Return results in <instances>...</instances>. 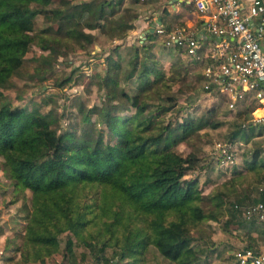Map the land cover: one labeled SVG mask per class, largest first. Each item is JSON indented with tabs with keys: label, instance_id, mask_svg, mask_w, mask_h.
<instances>
[{
	"label": "trees",
	"instance_id": "obj_1",
	"mask_svg": "<svg viewBox=\"0 0 264 264\" xmlns=\"http://www.w3.org/2000/svg\"><path fill=\"white\" fill-rule=\"evenodd\" d=\"M120 1L59 0L58 4L48 5L50 0H0V164L14 189H28L32 195L22 232L24 246L31 251L20 250L19 255L41 259V251L56 248V232L64 229L91 245L95 239L80 236V231L99 219L105 229L114 233L113 243L119 245L116 258H128L131 264H147L144 252L152 244L161 256L176 264H207V260L200 261L190 244V226L205 216L197 201L216 198L213 204L222 207L224 193L234 192V182L224 188L220 182L202 191L195 176H184L192 165L189 153L181 155L172 148L192 127L193 119L181 120L166 130L164 123L154 120L156 110L149 109L151 100L147 97L161 98L159 90L171 83L168 75L175 68L168 64L165 72L154 57L150 44L156 39L154 30H146L138 46L131 44L122 69L118 44H113L106 52L104 71L96 79L102 91L101 103L84 107L79 104L85 109L82 119L99 117L105 134L104 129L93 135L65 127L57 130L53 126L55 115L49 109H26L12 104L2 91L9 76L22 65L23 55L38 31L51 30L54 34L38 44L39 50L47 54L55 50L51 40L91 42V30L95 28L111 37L121 35L131 23L123 22V12L114 14V6ZM123 11H129V17L134 15L131 8L124 7ZM37 12L51 18L54 27L49 24L34 31ZM173 51L183 53L178 47ZM65 80L67 76L62 81ZM125 84L133 86L128 90ZM118 102H125V108H119ZM253 103L250 102L249 109ZM216 124L217 121L211 123ZM246 124L245 130L253 127V123ZM175 127L180 128L179 134L172 131ZM242 135L247 136L245 132ZM257 154L258 150L253 148L248 170L264 168V161L256 164ZM85 183L100 185L99 201L86 202L77 194V188H83ZM262 192L248 202L263 200ZM244 195L237 194L231 207ZM168 213L170 217H166ZM246 223L247 234L250 227L257 230L259 226L257 220ZM99 231L96 229L95 233ZM247 239L246 245L254 248L253 239ZM71 242L67 235L63 264H76L67 259ZM113 263L111 258L110 264Z\"/></svg>",
	"mask_w": 264,
	"mask_h": 264
},
{
	"label": "rangeland",
	"instance_id": "obj_2",
	"mask_svg": "<svg viewBox=\"0 0 264 264\" xmlns=\"http://www.w3.org/2000/svg\"><path fill=\"white\" fill-rule=\"evenodd\" d=\"M58 2L59 0H50L48 5ZM147 2L146 8L145 0H121L115 4L114 14L123 12L125 15L123 22L131 23L121 35L111 37L108 32L95 28L91 30L94 33L93 40L86 43H81V40L82 45L71 41L59 43L51 40L55 50L49 54L40 51L38 44L52 38L54 34L51 30L39 32L38 29L46 28L49 24L54 27L55 24L51 18L37 12L34 15L33 29L38 32L23 55L22 65L9 76L6 87L2 88L4 95L12 104L25 106L26 109L37 108L43 111L49 109L50 114L55 115L53 126L57 130L65 127L76 133L86 130L93 135L103 132L104 129L105 134V128L99 117H95L94 120L82 119L85 109L79 104L84 107L101 103L102 91L98 88L96 79L104 71L105 55L113 44H118L120 69L126 66L131 44L138 46L140 41L137 32H132L133 22L142 12L145 10L149 12L156 4L155 0H147ZM124 7L131 8L134 11L131 13L134 15L129 17L130 12L123 11ZM150 44L154 57L161 63L165 72L168 64L175 66L168 75V83H171L166 84V89L159 90L161 93L158 94H161V98L158 94L157 98L147 97L151 100L149 109L156 110L154 120L159 124L164 123L166 130L181 120L193 119L192 127L184 134L181 141L172 146L179 154L190 155L192 165L184 176H195L202 191L220 182L223 188L229 183L233 185L234 182V192L224 193L225 202L222 207L218 208L213 204L216 198L203 197L197 201L204 210L205 216L190 226V244L200 261L207 260V264H235L233 252L248 240L249 235L245 232L246 222L252 218H246L238 209H233L230 202L242 192L245 195L240 202L250 201L251 197L257 196L261 191H263L261 195L264 196V168L256 166L255 169H247L253 148L258 150L256 164L264 161V122L258 121L251 129L245 130L242 122L251 123V112L248 110L239 114L236 108H227L220 93L204 91L201 67L196 61L185 54L173 51L174 48L162 45V41L157 36ZM44 54L46 56H43ZM66 76L68 80L62 81ZM59 81L62 83L58 84ZM130 86L133 85H124L128 90ZM243 101L245 102L242 104L246 107L242 110L249 109V102L252 100L246 98ZM124 103L118 102V107L125 108ZM239 104L240 102L237 101V106ZM214 121H217V124L211 125ZM172 131L179 134L180 128H172ZM243 132L247 134L246 138L243 137ZM216 142L232 144L233 156L224 165L216 161ZM98 187L93 183H85L83 188L82 186L77 188V194L86 202L99 201ZM31 196L28 189L16 190L12 187L0 164V264H63L66 260L67 235L72 241L71 254L67 255L70 262L110 264V259L113 258V264H131L128 258H116L119 245L113 243L114 233L105 229L104 223L99 219L89 222L80 231V236L95 239L91 245L84 244L78 236L64 229L56 232V248L50 252L41 251V259L34 255L29 256L33 259L20 257V250L31 251L30 247L24 246L22 235L26 216L30 210ZM108 199H111L110 195ZM95 209L99 211L98 207ZM127 212L128 210L124 212V218ZM103 217L108 218L107 215ZM166 217H170V214L168 213ZM96 229L100 231L95 233ZM145 250L144 257L149 262L147 264H176L161 256L152 244H148Z\"/></svg>",
	"mask_w": 264,
	"mask_h": 264
},
{
	"label": "built area",
	"instance_id": "obj_3",
	"mask_svg": "<svg viewBox=\"0 0 264 264\" xmlns=\"http://www.w3.org/2000/svg\"><path fill=\"white\" fill-rule=\"evenodd\" d=\"M195 9L206 16L205 25L213 33L223 36L210 48L211 60L201 67L202 88L224 97L227 108H240L245 98L252 99L251 123L264 122V23L255 29L248 23L250 16L264 11L262 0H250L241 7L239 0H191ZM153 30L163 34L164 46L178 47L188 57L197 58L200 43L192 30L184 27ZM233 37V41H230ZM226 47L228 48L226 50ZM261 108L259 112H255ZM243 126H247L242 122ZM216 161L224 165L232 158V144L216 142ZM246 218L256 219L264 227V202H233ZM235 264H264V243L260 248L241 246L233 252Z\"/></svg>",
	"mask_w": 264,
	"mask_h": 264
},
{
	"label": "crops",
	"instance_id": "obj_4",
	"mask_svg": "<svg viewBox=\"0 0 264 264\" xmlns=\"http://www.w3.org/2000/svg\"><path fill=\"white\" fill-rule=\"evenodd\" d=\"M145 1L146 3L144 4V7L146 8L148 2L147 0ZM239 1L243 10H245V7L250 2V0H239ZM262 1L264 3V0ZM155 2L156 4L153 9L150 8L149 12L145 10L146 12L145 11L142 12L139 18H137L133 22L134 28L132 32L133 31L137 32V35L140 37L141 40V38L143 37L142 33L144 34L146 30H153L155 25H160L164 29L184 27L188 30H192L200 43V47L197 51L198 57L197 58L189 57V58L196 61L200 67H202V65H204L205 63L209 62L211 60L210 48L214 45L215 42L219 40L223 41L224 38L221 35L211 33L207 29L205 25L206 16L195 9L191 0H155ZM248 23L254 29L259 24L264 23V11H262L258 15L250 16L248 19ZM150 27H152V29H150ZM156 36L157 38H159L160 41H162L163 34L156 33ZM230 41H233V37H230ZM168 47L174 48L170 46ZM227 49L228 48L226 47V50ZM182 54L185 53L183 52ZM243 102L245 101H241L240 108L239 109L237 108V110H242L244 109V107H246V105L242 104ZM262 201L264 202V198ZM253 219L254 218L250 220ZM254 221H256V219H254ZM257 225H259L257 227V230L252 227L248 229L249 238L250 239L252 238L253 239L252 241H254V245H255L254 249L260 248L264 243V237L262 238V236L264 235V227L260 223ZM242 246H248V245H246L245 242L244 245ZM234 263H235V259H234Z\"/></svg>",
	"mask_w": 264,
	"mask_h": 264
},
{
	"label": "bare ground",
	"instance_id": "obj_5",
	"mask_svg": "<svg viewBox=\"0 0 264 264\" xmlns=\"http://www.w3.org/2000/svg\"><path fill=\"white\" fill-rule=\"evenodd\" d=\"M257 110H260V108H257V109L255 110V112H257Z\"/></svg>",
	"mask_w": 264,
	"mask_h": 264
},
{
	"label": "water",
	"instance_id": "obj_6",
	"mask_svg": "<svg viewBox=\"0 0 264 264\" xmlns=\"http://www.w3.org/2000/svg\"><path fill=\"white\" fill-rule=\"evenodd\" d=\"M150 29H152V27H150ZM142 35H143V33H142Z\"/></svg>",
	"mask_w": 264,
	"mask_h": 264
}]
</instances>
